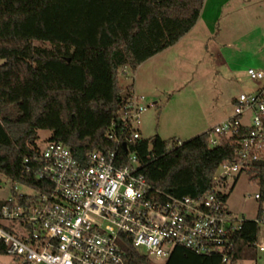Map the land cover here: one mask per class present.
Returning a JSON list of instances; mask_svg holds the SVG:
<instances>
[{
	"label": "trees",
	"instance_id": "obj_1",
	"mask_svg": "<svg viewBox=\"0 0 264 264\" xmlns=\"http://www.w3.org/2000/svg\"><path fill=\"white\" fill-rule=\"evenodd\" d=\"M205 2L0 0V60H5L0 66V174L37 189L25 159L35 155L40 131L50 132V141L67 145L83 161L92 152L113 150L107 133L134 91L120 85L123 70L135 73L176 45L197 24ZM211 131L164 156L168 141L158 134L130 150L142 163L149 162L144 173L155 188L176 197H198L211 190L222 164L236 160L241 141V136L222 137L211 148ZM151 153L157 158L150 162ZM243 173L260 185L263 198L264 158ZM258 233L256 221H243L234 234L232 264L256 247ZM126 253L130 264H158L135 248L127 247ZM162 264L222 261L176 247Z\"/></svg>",
	"mask_w": 264,
	"mask_h": 264
},
{
	"label": "built area",
	"instance_id": "obj_2",
	"mask_svg": "<svg viewBox=\"0 0 264 264\" xmlns=\"http://www.w3.org/2000/svg\"><path fill=\"white\" fill-rule=\"evenodd\" d=\"M254 81H264V70H249ZM133 91L119 118L107 133L114 149L95 151L78 159L65 144L47 140L25 159L37 189L12 194L0 206V247L10 264H130L126 248H143L154 262L166 261L176 247L203 256H220L231 263L234 234L242 223L226 207L230 179L264 158V86L241 94L232 115L211 130L210 147L222 137L241 136L236 160L222 164L213 187L202 196L176 197L155 188L147 179L137 152L130 150L142 137L143 115L149 106ZM251 115L244 124V115ZM174 139L166 152L183 145ZM155 153L148 155L154 161ZM251 198V197H249ZM264 201L261 194L252 197ZM264 226V207L256 219ZM259 251L264 245L256 242Z\"/></svg>",
	"mask_w": 264,
	"mask_h": 264
},
{
	"label": "rangeland",
	"instance_id": "obj_3",
	"mask_svg": "<svg viewBox=\"0 0 264 264\" xmlns=\"http://www.w3.org/2000/svg\"><path fill=\"white\" fill-rule=\"evenodd\" d=\"M259 1L207 0L200 23L184 40L141 64L138 74L122 72L120 85L127 88L136 83L139 96L149 106L143 115V139L158 134L164 141L175 137L189 141L228 119L234 100L241 94L264 86V81L248 76L249 70H264V10L258 8ZM34 45L50 48L41 42ZM4 63L0 60V66ZM250 118L245 114L244 124L249 125ZM50 137V132L40 131L39 147L44 148ZM5 179L0 174V200L15 193H31ZM229 181L233 189L227 195L228 208L233 224L256 221L264 201L252 197L260 194V185L245 173L236 182ZM258 243L264 244V226L258 233ZM139 252L145 250L140 248ZM10 263V257L0 256V264ZM235 264H264V252L257 247L246 249Z\"/></svg>",
	"mask_w": 264,
	"mask_h": 264
},
{
	"label": "crops",
	"instance_id": "obj_4",
	"mask_svg": "<svg viewBox=\"0 0 264 264\" xmlns=\"http://www.w3.org/2000/svg\"><path fill=\"white\" fill-rule=\"evenodd\" d=\"M206 2H207V0H206ZM206 2H205V4H204V7H203V10H202V12H201V16H200V18H199V20H198V22H197V24L194 26V28L200 23V20L202 19V17H203V13H204V10H205V8H206ZM261 4V5H260ZM258 8L260 9V11L261 12H263V8H264V0H260L259 1V6H258ZM193 28V29H194ZM192 29V30H193ZM191 30V31H192ZM190 31V32H191ZM189 34V33H188ZM188 34H186L181 40H184L187 36H188ZM180 43V42H179ZM161 54V53H160ZM159 55V54H158ZM157 55V56H158ZM157 56H155L154 58H156ZM153 57L151 58V59H149V60H147L146 61V63L147 62H149L150 60H152V59H154ZM146 63H144V64H146ZM143 64V65H144ZM143 65H141L138 69H140ZM137 69V71H136V73L138 74V72H139V70ZM125 73H128L130 70L128 69V68H125L124 70H123ZM133 90H134V92L135 93H139L138 91H137V88H136V83H133ZM222 123V122H221ZM214 126H210L206 131H204V132H207V131H209V130H211L212 128H213ZM203 133V132H202ZM174 139H178L179 140V138H177V137H175ZM226 207H227V209H228V212L231 214V211L229 210V208H228V197H227V199H226ZM232 215V214H231ZM257 242H258V239H257ZM264 245V244H263Z\"/></svg>",
	"mask_w": 264,
	"mask_h": 264
},
{
	"label": "water",
	"instance_id": "obj_5",
	"mask_svg": "<svg viewBox=\"0 0 264 264\" xmlns=\"http://www.w3.org/2000/svg\"><path fill=\"white\" fill-rule=\"evenodd\" d=\"M6 180V179H5Z\"/></svg>",
	"mask_w": 264,
	"mask_h": 264
}]
</instances>
